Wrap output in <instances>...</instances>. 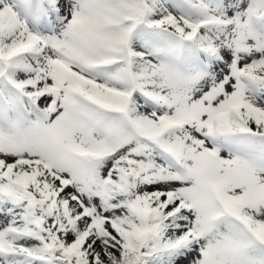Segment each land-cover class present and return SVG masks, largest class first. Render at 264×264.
Returning a JSON list of instances; mask_svg holds the SVG:
<instances>
[{
  "label": "snow or ice",
  "instance_id": "snow-or-ice-1",
  "mask_svg": "<svg viewBox=\"0 0 264 264\" xmlns=\"http://www.w3.org/2000/svg\"><path fill=\"white\" fill-rule=\"evenodd\" d=\"M0 264H264V0H0Z\"/></svg>",
  "mask_w": 264,
  "mask_h": 264
}]
</instances>
